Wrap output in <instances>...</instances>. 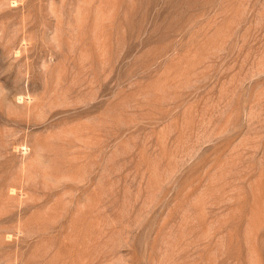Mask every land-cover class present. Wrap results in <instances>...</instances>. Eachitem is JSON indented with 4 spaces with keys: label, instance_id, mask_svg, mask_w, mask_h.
<instances>
[{
    "label": "rangeland",
    "instance_id": "374dc122",
    "mask_svg": "<svg viewBox=\"0 0 264 264\" xmlns=\"http://www.w3.org/2000/svg\"><path fill=\"white\" fill-rule=\"evenodd\" d=\"M0 264H264V0H0Z\"/></svg>",
    "mask_w": 264,
    "mask_h": 264
}]
</instances>
